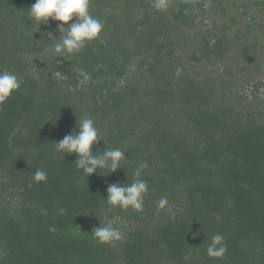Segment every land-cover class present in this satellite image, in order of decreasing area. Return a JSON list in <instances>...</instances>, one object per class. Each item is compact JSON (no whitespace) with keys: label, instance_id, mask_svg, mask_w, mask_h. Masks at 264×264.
Listing matches in <instances>:
<instances>
[{"label":"trees","instance_id":"trees-1","mask_svg":"<svg viewBox=\"0 0 264 264\" xmlns=\"http://www.w3.org/2000/svg\"><path fill=\"white\" fill-rule=\"evenodd\" d=\"M34 3L0 0V71L22 81L0 105V264H264V0H90L102 32L58 63L60 22L29 28ZM78 69L92 79L69 92ZM85 116L93 155L125 152L114 173L56 155ZM143 162V210L109 211L107 186ZM37 169L47 180L29 188ZM105 218L115 247L92 237ZM215 234L222 258L207 255Z\"/></svg>","mask_w":264,"mask_h":264},{"label":"clouds","instance_id":"clouds-1","mask_svg":"<svg viewBox=\"0 0 264 264\" xmlns=\"http://www.w3.org/2000/svg\"><path fill=\"white\" fill-rule=\"evenodd\" d=\"M90 0H35V3L27 10L26 16L32 21L29 28L35 27L40 30L41 25H48L50 19L60 22L57 30L60 33L56 38L52 33H48V41L53 42L51 51L55 63L58 57H68L79 54L87 43L95 41L103 30L104 24L94 17L90 11ZM151 6L156 11H167L169 0H151ZM74 22L69 23L70 21ZM36 31V32H37ZM52 79L67 80L68 76L61 71L51 74ZM92 77L84 69L77 70L76 87L69 86V92L83 90L87 87ZM22 81L11 71H0V105L7 101L14 91H18ZM78 131H73L66 135L59 142H55V153H65L69 156L75 154L76 168L86 177L94 173H99V169H107L108 174L114 173L121 168V162L126 160L125 152L120 148H108L93 155L92 148L103 140L99 129L90 117H83L77 122ZM148 168V163H140L132 172L133 180L130 184H109L107 186V198L104 199L109 211L115 208L127 210L129 208L142 211L144 205V194L148 190L147 181L142 179L144 169ZM100 174V173H99ZM47 172L37 169L28 184L31 188L34 183L46 182ZM101 175V174H100ZM167 204V198L161 197L157 202V208H163ZM105 223L94 228L92 237L97 244L115 247V243L121 240V233L118 227L114 226L112 220L107 218ZM227 252V245L221 234L211 237L207 247V255L210 258H222Z\"/></svg>","mask_w":264,"mask_h":264}]
</instances>
